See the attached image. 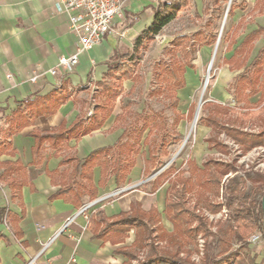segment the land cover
I'll list each match as a JSON object with an SVG mask.
<instances>
[{
    "label": "trees",
    "instance_id": "16d2710c",
    "mask_svg": "<svg viewBox=\"0 0 264 264\" xmlns=\"http://www.w3.org/2000/svg\"><path fill=\"white\" fill-rule=\"evenodd\" d=\"M175 4L176 0H164L159 4L152 24L137 37L133 49L111 64L105 78L96 82L95 92L90 100L93 109L89 118L86 112H82L67 128L61 125L59 129L51 133H32L35 138V145L32 148L35 166L42 163V158H37V155L45 141H48L52 148L57 149L67 144L71 138L78 141L82 136L103 126L112 115L121 94L120 83L130 80L133 85L135 84L138 64L135 56L144 45V41L153 39L171 22L178 12L185 8L187 0H179L178 8H175ZM228 15L230 17L234 15L232 6ZM263 33L264 27L257 26L246 34L234 48L233 46L237 43L236 38L230 33H227L224 38L226 50L232 54L223 62L231 71L238 72L227 87V92L232 96L235 107L239 109H250L255 106L250 99L257 94L259 96L255 104L264 101V69L260 63L264 48L248 64L253 42ZM197 36L206 39L201 32L197 33ZM215 40L216 36L211 33L205 45L211 46ZM181 43L179 39L175 40L173 46L179 48ZM199 44L200 41L188 47H181L183 55L189 59L195 57L200 50ZM190 60L183 64L173 62L172 65H168L165 63L161 71L158 65L159 75L156 77L164 72L165 80L168 82L167 87L176 91L182 90L186 86V70L193 69ZM117 76H119L118 79ZM159 91L153 92L159 94ZM62 102L63 99L53 100L52 106L43 110L42 108L47 105L44 99H36L32 103L27 100L25 107L38 103L42 111L26 113L23 109H18L15 120L21 128L41 113L45 115L54 113ZM177 103L178 99L175 97L173 105L176 106ZM195 106L193 103L189 105L186 118L190 120L193 118ZM227 106L219 103H204L201 106V116L197 120V125L209 128L213 133L218 132V135L224 134L238 145L242 154L255 147H264V127L258 134L247 133L235 127V121L228 117L229 108ZM123 119V113L119 114L115 117V122L120 123ZM86 120H89V125L83 128ZM153 120L155 117L147 115L144 110L134 113L133 121L123 128L121 135L112 145L92 151L83 161H79L75 156L64 157L59 165L69 167L68 170L62 172L57 182L60 186L58 195L79 208L85 203L84 197L88 202L97 199L98 188H104L111 177L114 178L117 188L123 187L129 183L128 177L136 165L138 155L143 156L144 177L152 175V164L156 169L161 166L154 153L157 145H152L150 142L151 121ZM172 139L178 142L182 140V136L177 135ZM206 143L220 154L229 153L228 146L219 141L217 136L206 139ZM145 147L146 151L143 149ZM0 166L3 168L0 181L4 182L13 192L19 190L27 179L33 180L39 174L38 170L32 171L28 178L24 177L20 181L19 177L23 176L24 171L17 163L4 162ZM95 167H100L101 171V178L97 185L93 183ZM186 167V170H176L175 164L172 163L153 180L147 182L151 194L156 193L165 183L168 184L161 212L155 205L145 210L140 202L132 201L127 211H121L112 217H107L103 210L90 213L87 216V228L92 238L112 246L120 245L113 251V254L124 259L122 264H134V262L135 264H196L192 261L191 254L194 251H200L198 237L203 239L202 264H224L232 258L236 259L235 264H254L253 260L245 261L240 258L239 254L247 252L248 238L254 232H259L264 238L262 203L264 172L255 170L253 167L245 169L243 165L237 164L236 159L230 162L208 159L200 166L195 160L188 159ZM50 178L55 183L54 178L52 176ZM210 194L221 197L222 202L215 203ZM187 195H196L203 202L200 203L201 201L197 200L194 205H190ZM204 209L211 214H218L225 210L226 215H222L216 221H211L205 216ZM10 215L7 209H2L0 220L7 223ZM163 219L171 225L170 231L165 228ZM212 227L215 228L214 232L211 231ZM130 232L133 233V241L130 245H125ZM234 244L239 246V254L233 251ZM141 252L144 253L142 260L140 259Z\"/></svg>",
    "mask_w": 264,
    "mask_h": 264
},
{
    "label": "crops",
    "instance_id": "0c3cea01",
    "mask_svg": "<svg viewBox=\"0 0 264 264\" xmlns=\"http://www.w3.org/2000/svg\"><path fill=\"white\" fill-rule=\"evenodd\" d=\"M163 1L121 0L123 16L114 20L113 32L91 51L80 54L72 71L58 70L57 76H51L49 70L56 67L58 58L76 50V37L70 32L67 15L57 9L56 0H0V164L17 163L24 171L20 181L28 178L30 172L39 171L33 180L27 179L14 192L0 181V211L7 209L11 213L8 224L0 220V264H28L33 258L35 264L124 262L121 256L113 254L120 245L112 246L92 238L87 219L80 213L88 205L87 215L103 210L107 217L129 209L132 201L123 210L95 205L104 188H117L114 178L104 188H98L94 201L88 202L84 197L85 203L79 208L58 195L57 183L69 167L59 165L64 157L75 156L83 161L92 151L116 142L120 134L108 132L118 124L115 117L111 115L98 130L78 141L71 138L57 149L45 141L37 155L42 163L37 166L33 164L32 133H51L61 125L67 128L82 112L88 118L91 116L93 106L89 98L95 92L92 90L96 82L105 78L111 64L133 49L134 41L152 24L155 10ZM33 75H38L35 82L30 81ZM36 99L46 101L43 110L50 108L53 100L63 99V102L54 113H41L19 128L15 120L18 109L26 113L42 111L38 103L25 107V101L32 103ZM88 125L86 120L83 128ZM100 178V167H95L93 183L97 185ZM70 217L73 220L61 231ZM47 242V248L41 252ZM246 254L254 264H264V238L248 243Z\"/></svg>",
    "mask_w": 264,
    "mask_h": 264
},
{
    "label": "rangeland",
    "instance_id": "374dc122",
    "mask_svg": "<svg viewBox=\"0 0 264 264\" xmlns=\"http://www.w3.org/2000/svg\"><path fill=\"white\" fill-rule=\"evenodd\" d=\"M175 5V8L179 7V0H176ZM231 6L234 11L232 17L228 15ZM257 26L264 27V0H187L185 8L178 12L171 22L156 34L153 39L144 41V45H142V48L135 56L138 62L135 84L133 85L130 80L120 83L122 91L112 114L114 118L123 113L124 119L120 123L114 124L108 132L115 131V134L121 135L123 128L133 121V114L140 113L142 110L146 111L147 115L154 116L155 120L151 121L152 133L150 142L152 145H157L154 153L161 166L156 169L152 164L153 174L149 177H144L143 156L138 155L136 157V165L129 175L130 183H126L121 188H104L99 201L95 205L102 204L123 210L128 208L130 201L137 199L142 204L143 209L148 210L150 206L155 205L161 212L168 184L165 183L156 193L151 194L149 193L147 182L153 180L172 163L175 164L176 170H186V161L188 159L195 160L199 166L208 159L224 162L236 159L237 164L243 165L245 169L253 167L255 170L264 171L263 146L255 147L249 152L242 154L238 145L225 137L224 134L213 133L209 128L197 125V121L191 136L185 141L188 132L192 128L193 118L191 120L186 118L187 109L191 103L196 105L195 109L199 102H202V105L206 102L228 105V117L235 121V127H239L247 133L258 134L262 131L264 127V101L255 104L259 96L257 94V96L250 99L255 105L252 108L239 109L235 107L232 102V96L227 92V87L238 72L231 71L223 62L224 59L229 58L232 54V52L226 50L225 35L230 33L236 38L237 43L233 46L234 48L246 34L253 31ZM237 27L240 28L236 29ZM199 32L206 37L205 40L197 36ZM211 33L216 36V40L213 45L207 46L205 43ZM178 39L182 42L181 47H188V45H194L200 41V50L195 57L190 58V60L183 55L181 47L173 46V42ZM263 48L264 33L254 40L248 64ZM260 57L262 58L260 63L264 69V52L261 53ZM187 60L191 61L193 69L186 70V86L184 89L176 91L168 88L164 72L156 77L159 75L158 65H160L161 71L165 63H168V65H172L173 62L183 64ZM94 89L95 87L92 92ZM157 90H160L159 94L153 92ZM175 97L178 99L176 106L173 105ZM90 100L91 98H89ZM200 116L201 108L197 120ZM177 135H181L182 140L177 142L172 139ZM213 136H217L219 141L228 146V154H220L208 146L206 139ZM143 149L146 151V147ZM175 155L176 157L172 163L158 173ZM123 188L126 190L120 192ZM210 197L215 203L222 202L221 197H216L212 194H210ZM187 198L190 205H194L197 200L198 202L202 200L196 195H187ZM203 211L205 216L211 221H216L222 215H226L225 210L218 214H211L205 209ZM81 215L84 214L82 213ZM163 224L168 231L171 230V225L165 219H163ZM4 226L8 229L5 223ZM211 231L214 232L215 228L212 227ZM132 241L133 233L130 232L125 245H130ZM202 245L203 239L198 237L200 251H194L191 254V259L196 264H202L203 262ZM238 247L237 244L232 247L237 254H239ZM246 253H240L239 256L248 261L249 258ZM143 258L144 253L141 252L140 259L142 260ZM120 261L123 260L120 259ZM235 261L236 259L232 258L224 264H235Z\"/></svg>",
    "mask_w": 264,
    "mask_h": 264
},
{
    "label": "built area",
    "instance_id": "2783aa9c",
    "mask_svg": "<svg viewBox=\"0 0 264 264\" xmlns=\"http://www.w3.org/2000/svg\"><path fill=\"white\" fill-rule=\"evenodd\" d=\"M55 5L58 10L64 12L68 17L70 32L76 37V50L68 56L58 58L55 68L49 70L51 76H57V71H72L78 64V56L91 51L100 41L114 30V20L123 16L121 0H56ZM38 75L30 78L35 82ZM264 153V149H262ZM264 172V171H263ZM83 207L80 213L87 219L86 209ZM73 220L70 217L66 220L65 229ZM60 231V232H61ZM261 238L259 232L253 233L248 238V243L253 244ZM48 243L41 247V252L45 250ZM28 264H35V258Z\"/></svg>",
    "mask_w": 264,
    "mask_h": 264
},
{
    "label": "water",
    "instance_id": "95a60500",
    "mask_svg": "<svg viewBox=\"0 0 264 264\" xmlns=\"http://www.w3.org/2000/svg\"><path fill=\"white\" fill-rule=\"evenodd\" d=\"M228 7H229V5H228ZM226 14H227V10H226ZM217 41H218V39H217ZM201 105H202V102L201 103H198V105H197V107L195 109V112H194V115H193V119H192V125H194V126L196 124V121H197V118H196L197 117V113H198V111H200ZM175 157H176V155L158 173H160L165 168H167V166L172 163V161L174 160ZM158 173H156V174H158ZM125 190L126 189L123 188L120 192L125 191ZM262 203H263V228H264V197H263Z\"/></svg>",
    "mask_w": 264,
    "mask_h": 264
},
{
    "label": "bare ground",
    "instance_id": "6f19581e",
    "mask_svg": "<svg viewBox=\"0 0 264 264\" xmlns=\"http://www.w3.org/2000/svg\"><path fill=\"white\" fill-rule=\"evenodd\" d=\"M199 103H201V102H199ZM198 114H199V111H198V113H197V117H198ZM197 117H196V118H197ZM193 129H194V125H192V128H191V130L188 132V134H187L185 140H188V139H189V137L191 136V134H192V132H193Z\"/></svg>",
    "mask_w": 264,
    "mask_h": 264
}]
</instances>
